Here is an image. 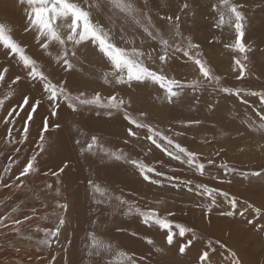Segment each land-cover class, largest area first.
I'll return each instance as SVG.
<instances>
[{"label": "rangeland", "instance_id": "1", "mask_svg": "<svg viewBox=\"0 0 264 264\" xmlns=\"http://www.w3.org/2000/svg\"><path fill=\"white\" fill-rule=\"evenodd\" d=\"M217 2L148 0V5L153 22L166 36L169 27L160 17L171 15L175 19V15H181L183 35L200 45L201 58L206 59L214 74L221 77L222 86L246 92L264 91V0H232L244 5L247 17L244 54L225 47L234 43V30L227 23L219 29L214 26L218 17L211 12V5ZM137 3L143 6L144 0H137ZM184 3L190 5L187 12L181 11ZM100 19L105 22L103 17ZM0 22L11 26L14 38L28 46V53L38 60L53 82H66L69 92L73 95L84 92L86 98L96 92L104 98L112 94L122 96L134 118L171 135L176 142L196 152L206 164V174L199 176L186 164L150 146L146 140L129 137V125L123 113L114 112L108 116L99 110L101 114L96 115L98 109L94 107L74 112L62 104L58 117L52 118L46 97L34 114V121L29 122L28 138L22 144L10 143L7 128L13 127L14 140L18 141L26 117L24 112L14 116V125L5 124L2 118L8 110L22 103L23 95H28L32 102L40 99L42 87L26 80L19 83V87L11 85V81L23 73L20 66L0 51V65L9 68L6 83L0 85V99L15 90L0 109V217H8L0 225V264H125L120 252L137 258V264H198V256L207 250L209 240L215 248V252H210L211 264H229L228 250L236 253L241 264H264V230H261L264 226V130L257 129L256 111L261 110L258 97H246L245 104L238 97L205 86L194 92L186 91L174 103L162 102L157 99L162 92L151 85L128 89L104 84V73L110 67L91 49H81L79 59L74 61L75 68L65 72L35 45L33 34L24 31L26 20L18 0H0ZM136 43L140 46L139 40ZM153 43L146 41L142 50L150 51L149 45ZM50 51L55 56L59 49L52 45ZM236 58L246 67L241 80L236 79L237 71H234ZM152 67L158 68V61ZM165 71L180 80H191L196 75L194 66L180 54L169 60ZM142 112L146 113L145 117L140 116ZM44 117H49V131L41 142L39 133ZM194 121L200 123H189ZM55 123L61 127L56 129ZM137 131L142 136L146 132ZM175 133L182 134L176 136ZM93 136L97 138V145L89 150L87 146ZM40 143H43V151L38 148ZM107 152L143 160L180 181L192 180V191L182 183L177 187V181L164 180L163 185L146 182L130 164L123 159L115 160L106 155ZM33 155L37 156L34 170L21 177V184L15 178ZM208 159H213L215 164L207 165ZM221 163H227V173L218 167ZM197 183L236 197L241 202L236 215L219 214L229 210L222 196H217L212 212L206 213L209 198L195 188ZM17 184L20 186L16 187ZM117 197L127 203L121 204ZM245 201L260 208L262 215L249 209L241 217L239 211L246 207ZM59 204L66 207L61 209ZM136 208L155 210L173 223L194 229L197 239L181 255L178 245L168 246L164 233L156 226L142 223ZM61 216L65 223L58 240H53L50 246L41 245L39 241L45 238L44 230H54ZM13 220L22 221L17 226L18 232L12 228ZM250 220L253 223H248ZM146 237L152 239L153 244H148ZM190 237L191 233L180 242ZM215 241H220L225 248ZM141 257L143 260L139 259Z\"/></svg>", "mask_w": 264, "mask_h": 264}, {"label": "snow or ice", "instance_id": "2", "mask_svg": "<svg viewBox=\"0 0 264 264\" xmlns=\"http://www.w3.org/2000/svg\"><path fill=\"white\" fill-rule=\"evenodd\" d=\"M18 4L22 6L26 20L24 31L30 32L34 36L35 45L38 46L43 54L52 57L57 65H60L65 72L75 68V60H78V53L81 49H91L101 59H103L110 70L104 73L103 82L106 85L126 86L128 89L134 87H155L162 95L157 99L166 103H174L183 97L186 91H196L205 86L214 87L218 92L227 95L235 96L247 104L246 97H258L260 109L256 111L259 117L257 125L258 130H264V91H244L241 88L222 86L221 77L215 75L213 68L208 64L206 59L201 58L199 51L200 45L194 43L191 37H185L181 30V15H175V19L170 16L160 17L164 19L169 27V33L166 36L156 24L153 22L151 9L148 5V0H144L143 6H138L137 0H18ZM190 8L188 3H184L181 11L187 12ZM211 12L218 19L215 23L216 28H222L225 23L228 27L234 30V43L226 44V48L244 54L247 50V45L244 43L245 28L247 17L244 12L242 3H234L232 0H218L217 3L211 5ZM100 17H103L105 22H101ZM13 29L5 22H0V51L5 57L9 58L16 66H20L23 76L17 75L11 81V85L19 87V83L30 81L39 84L42 87L41 98L35 102L30 100L28 95L22 96V103L8 110L7 115L2 119L7 125H14V116H20L21 112L25 114V120L22 126L20 139L14 140L13 127L7 128V139L10 143H24L29 135V122L34 121V114L42 105L46 97L50 106V117L57 118L58 110L64 104L72 111H77L79 108L88 107L98 109L96 115H100L101 111L111 116L114 112L123 113V118L127 121V135L149 142L150 146H155L168 157L175 161L186 164L193 172L199 176L206 174V164L201 162L200 156L176 142L171 135L165 134L163 130L154 127L151 123H146L142 119L134 118L125 107V99L118 95L112 94L106 98L102 97L99 92H96L91 98H86L84 92L78 95H73L66 88V82H53L42 69V65L32 55L28 53V46L23 45L13 36ZM117 36L119 39H117ZM139 40L137 46L136 41ZM146 41H152L149 45L150 51L142 50V46ZM56 45L59 49L58 53L53 56L50 51V46ZM158 45V50H157ZM155 52V55H153ZM178 54L186 58V62H190L195 70L196 75L191 80H180L170 77L166 74L165 65L170 59H174ZM245 59L247 57L245 56ZM158 61L159 67L153 68L152 65ZM234 71H237L236 79L241 80L245 77L246 67L241 59H234ZM0 85L6 83V73L9 68L0 65ZM11 85L9 86L11 88ZM14 89L8 92L5 99H0V109L5 105V100L14 95ZM130 103V102H129ZM30 109V110H29ZM141 117H145L146 113H140ZM199 124V121L189 122ZM59 129L61 125L55 123L53 125ZM135 129V130H134ZM146 130L143 136L140 131ZM49 131V117L43 118L42 129L39 133L40 141L45 139V133ZM169 132L171 129L168 130ZM182 133H175L176 136ZM127 143V141H126ZM97 145V138L92 137L91 143L88 144V149ZM40 151L44 150L43 143L38 144ZM19 151V149H16ZM151 151V147L149 148ZM106 155L111 156L115 160H124L130 164L146 182L154 185H163L164 180L169 183L177 181L178 187L181 183L192 191V180L180 181L178 177L168 175L164 172L157 171L155 167L150 166L140 159H128L121 154L107 152ZM38 155V153H37ZM147 155V153H145ZM220 155V153H216ZM37 156L33 155L28 160L23 170L16 176V180L21 181V177H26L34 170V161ZM213 159L207 160V165H213ZM67 167V164H65ZM218 167L227 173L229 167L227 163H221ZM61 168L59 171L62 172ZM8 171V169H5ZM234 171V169H232ZM58 173H53L57 175ZM259 175L260 173H254ZM2 179V177H0ZM91 183V181L89 182ZM20 185L17 184L16 187ZM51 188V185H48ZM201 194L209 198V205L206 213H211L213 207L216 206L217 196H222L229 205V210L221 211L222 216L233 217L236 215V209L241 202L236 197H229L227 192L221 191L215 187H210L207 184L197 183L195 185ZM121 204H126L127 201L120 200ZM246 207L239 211V215L243 217L249 209H252L256 215H262L260 208H254L253 205L244 202ZM59 208L63 209L66 205L59 204ZM136 213L141 217L142 223L148 226H156L162 231L166 237L168 246L178 245V251L181 255L185 254L197 239L194 229L185 227L182 224L173 223L171 220L161 217L155 210L142 211L136 208ZM173 215L172 213L168 214ZM8 217H0V225L5 223ZM65 219L58 217V225L54 230H44V237L40 239L41 245H51L53 240H58L61 227L64 225ZM248 223H253L251 220ZM21 220H13L12 228L19 231L18 225H21ZM264 230V226H261ZM191 233V237L186 242L181 243L180 239L185 238ZM148 244H153V240L147 238ZM221 248L225 245L220 241H215ZM206 249L198 256V264H211L210 252H215L213 241L209 240L206 244ZM161 249H157L160 251ZM230 260L229 264H241L234 251L228 250ZM119 255L124 257L125 264H137V258L125 252H120ZM143 260V258H139Z\"/></svg>", "mask_w": 264, "mask_h": 264}, {"label": "bare ground", "instance_id": "3", "mask_svg": "<svg viewBox=\"0 0 264 264\" xmlns=\"http://www.w3.org/2000/svg\"><path fill=\"white\" fill-rule=\"evenodd\" d=\"M61 111H62V109H61ZM62 112H64V111H62ZM66 112H67V110L64 112V113H65V115H67V114H68V113L66 114ZM69 114H70V113H69ZM59 140H60V139H59ZM60 142H61V141H60ZM239 197H240V196H239ZM193 261H194V260H193ZM26 262H27V261H26Z\"/></svg>", "mask_w": 264, "mask_h": 264}]
</instances>
